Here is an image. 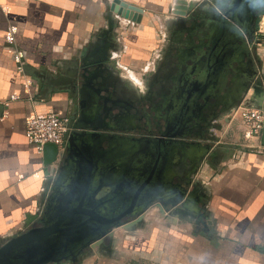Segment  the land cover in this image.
<instances>
[{
	"label": "crops",
	"instance_id": "crops-1",
	"mask_svg": "<svg viewBox=\"0 0 264 264\" xmlns=\"http://www.w3.org/2000/svg\"><path fill=\"white\" fill-rule=\"evenodd\" d=\"M120 1L143 13L140 23L117 18L108 64L139 84L170 44L167 22L175 0ZM112 2L0 0V239L25 230L59 166L43 165L42 153L27 141L26 121L77 106L65 93L44 96L47 78L64 75L69 62L84 56L106 28ZM257 45L255 80L264 90V38ZM17 52L23 54L21 66ZM239 112L228 111L213 131L216 152L193 177L190 215L167 220L151 207L141 229L115 228L114 249L89 250L77 264H264V156L249 148Z\"/></svg>",
	"mask_w": 264,
	"mask_h": 264
},
{
	"label": "water",
	"instance_id": "water-1",
	"mask_svg": "<svg viewBox=\"0 0 264 264\" xmlns=\"http://www.w3.org/2000/svg\"><path fill=\"white\" fill-rule=\"evenodd\" d=\"M196 4L191 0H175L173 19L167 22L168 32L183 22ZM142 13L135 6L113 0L105 14L106 28L84 56L69 62V70L64 75L47 78L44 96L65 93L73 99L78 93V105L66 114L64 157L59 162L55 179L45 187L40 210L27 216L23 232L0 239V264H77L87 250L114 249L117 244L113 237L115 228L141 229L145 224L144 213L151 207L167 220L190 215L187 205L193 192L190 193L189 188L195 185L193 177L204 159L216 152L213 133L195 141L187 137L129 140L106 136L91 122V110L97 108L95 101L102 98L104 90L94 89L96 86L89 71L109 69L119 81H127L108 67L109 51L115 48L117 18L140 23ZM168 40L170 44L166 45L158 67L173 44L169 35ZM256 75L234 106L226 109L223 115L241 104L264 111V90L255 80ZM147 78L149 76L144 80ZM83 90L89 93L86 99ZM75 91L78 92L75 94ZM261 144L264 146V124ZM56 155V146L45 144L43 165H52ZM173 179L176 181L172 192L161 186L158 197L149 196L152 181L164 185ZM156 197L158 202L154 201Z\"/></svg>",
	"mask_w": 264,
	"mask_h": 264
},
{
	"label": "flooded vegetation",
	"instance_id": "flooded-vegetation-1",
	"mask_svg": "<svg viewBox=\"0 0 264 264\" xmlns=\"http://www.w3.org/2000/svg\"><path fill=\"white\" fill-rule=\"evenodd\" d=\"M262 16L264 0H201L169 33L171 54L146 80L122 82L109 69H91L94 89L104 90L91 110L92 124L129 140L207 137L256 73L253 45ZM175 181H152L149 196L158 197L161 186L172 192Z\"/></svg>",
	"mask_w": 264,
	"mask_h": 264
},
{
	"label": "built area",
	"instance_id": "built-area-1",
	"mask_svg": "<svg viewBox=\"0 0 264 264\" xmlns=\"http://www.w3.org/2000/svg\"><path fill=\"white\" fill-rule=\"evenodd\" d=\"M23 54L16 53V62L21 66ZM250 92V91H249ZM249 94V93H248ZM247 98V97H245ZM241 124L248 137V146L254 152L264 156V146L261 144L264 111L241 104L239 106ZM68 117L61 112H51L31 116L25 124V135L29 144L35 146L42 153L45 144H53L57 148L56 160L58 164L65 151V133ZM52 164V165H53Z\"/></svg>",
	"mask_w": 264,
	"mask_h": 264
},
{
	"label": "rangeland",
	"instance_id": "rangeland-1",
	"mask_svg": "<svg viewBox=\"0 0 264 264\" xmlns=\"http://www.w3.org/2000/svg\"><path fill=\"white\" fill-rule=\"evenodd\" d=\"M263 17L264 16H262L260 18L259 23H258V28H259L260 33H259V36L257 37V39L254 41L255 44H258L259 43V40H261V39L264 38V18ZM255 44L253 46H255V51H256L257 46ZM236 118H237L236 119L237 120V123H239V125L241 126V129L244 130L243 125L241 124L240 112L239 113H236ZM219 120H220V118L216 120L217 123H218Z\"/></svg>",
	"mask_w": 264,
	"mask_h": 264
},
{
	"label": "bare ground",
	"instance_id": "bare-ground-1",
	"mask_svg": "<svg viewBox=\"0 0 264 264\" xmlns=\"http://www.w3.org/2000/svg\"><path fill=\"white\" fill-rule=\"evenodd\" d=\"M128 138V137H127Z\"/></svg>",
	"mask_w": 264,
	"mask_h": 264
}]
</instances>
